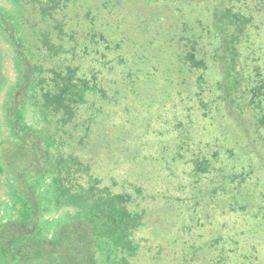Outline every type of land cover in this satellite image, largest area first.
<instances>
[{"label":"rangeland","instance_id":"374dc122","mask_svg":"<svg viewBox=\"0 0 264 264\" xmlns=\"http://www.w3.org/2000/svg\"><path fill=\"white\" fill-rule=\"evenodd\" d=\"M82 1L78 17L88 21L90 13V38L97 33L101 43L87 40L90 59L80 55L82 47L75 59L101 68L100 77L108 83L157 85L154 95L135 89L120 104L108 106L97 96L102 101L94 107L100 106L102 116L83 147L86 155L97 157L104 175L110 171L141 185L146 212L135 237L140 252L131 264H241L244 259L264 264V161L253 158L219 101L207 7L183 0ZM239 5L257 19L249 59L264 64V0H241ZM0 48L3 71L15 82L13 48L1 35ZM189 51L205 59L207 71L182 66ZM129 69L133 73H117ZM161 84L165 88H158ZM4 98L2 91L0 104ZM26 121L38 129L44 126L33 102ZM9 181L0 171V225L13 215ZM76 213L75 207H47L43 219L50 227L45 234L52 237L60 222ZM227 252L235 263L218 261Z\"/></svg>","mask_w":264,"mask_h":264},{"label":"trees","instance_id":"16d2710c","mask_svg":"<svg viewBox=\"0 0 264 264\" xmlns=\"http://www.w3.org/2000/svg\"><path fill=\"white\" fill-rule=\"evenodd\" d=\"M7 1V6L0 4V35L13 48L16 81L3 71L0 48V92L5 91L0 104V171L10 178L13 215L0 225V264H131L140 252L135 237L146 212L141 185L117 179L105 169L104 175L97 157L86 155L83 147L102 116L100 106L94 107L100 98L108 106L120 104L135 89L140 95H154L157 85L108 83L100 77L103 70L88 60L87 40L92 45L101 42L97 33L90 38V13L89 22L78 17L82 0ZM183 1L207 7L211 58L220 74L219 101L253 158L264 161V64L249 59L254 13L239 5L241 0ZM100 37L106 41L103 33ZM117 44L122 48L121 41ZM81 47L80 55L88 59L76 60ZM184 59L182 66L191 72L208 70L195 51ZM128 72L133 73L117 71ZM30 102L43 120L40 129L26 121ZM47 207H75L77 213L63 219L48 237L50 225L43 219ZM227 259L234 262L229 252L218 261Z\"/></svg>","mask_w":264,"mask_h":264}]
</instances>
